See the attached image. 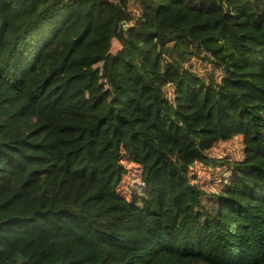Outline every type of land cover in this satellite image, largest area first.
Masks as SVG:
<instances>
[{"label":"trees","instance_id":"obj_1","mask_svg":"<svg viewBox=\"0 0 264 264\" xmlns=\"http://www.w3.org/2000/svg\"><path fill=\"white\" fill-rule=\"evenodd\" d=\"M135 1L0 0V264H264V0Z\"/></svg>","mask_w":264,"mask_h":264},{"label":"rangeland","instance_id":"obj_2","mask_svg":"<svg viewBox=\"0 0 264 264\" xmlns=\"http://www.w3.org/2000/svg\"><path fill=\"white\" fill-rule=\"evenodd\" d=\"M130 21L123 25V29L132 25L133 21L141 14V7L135 0H130ZM122 27L119 26L115 38L112 40L110 53L114 54L121 45ZM194 69L200 73H206L212 68V64L195 58L192 62ZM82 76H86L89 86H94V95L102 96L109 88L100 77V66L78 71ZM95 78V79H94ZM67 82V78H64ZM83 89V88H82ZM84 91V90H83ZM86 98L87 95L85 96ZM85 99V98H83ZM87 101V100H85ZM222 163H196L191 167L192 174L196 181L205 189L206 192H216L221 186V179L228 173L229 166L224 161L240 160L242 157V144L240 138L230 143L221 144L213 149V154ZM126 168L122 181L118 187L119 194L132 202V204L142 207L145 211H151L146 195L143 192L142 184L139 179L140 169L129 161L123 160Z\"/></svg>","mask_w":264,"mask_h":264}]
</instances>
